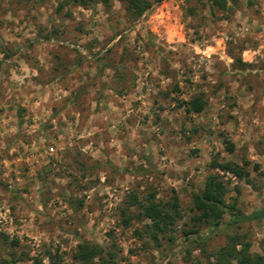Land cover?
<instances>
[{
  "label": "rangeland",
  "instance_id": "obj_1",
  "mask_svg": "<svg viewBox=\"0 0 264 264\" xmlns=\"http://www.w3.org/2000/svg\"><path fill=\"white\" fill-rule=\"evenodd\" d=\"M225 1L0 0V259L81 264L86 241V264H205L229 237L264 258V218L191 219L213 159L247 172L222 176L227 205L264 207V0ZM150 194L176 199L166 231Z\"/></svg>",
  "mask_w": 264,
  "mask_h": 264
},
{
  "label": "trees",
  "instance_id": "obj_2",
  "mask_svg": "<svg viewBox=\"0 0 264 264\" xmlns=\"http://www.w3.org/2000/svg\"><path fill=\"white\" fill-rule=\"evenodd\" d=\"M70 1L76 5L88 6L92 3L101 2L107 4L108 0H65ZM124 3L126 10L133 16H138L142 11L148 7V0H120ZM212 6L223 9L225 7V0H208ZM177 104L182 106L185 111L197 113L204 107V101L198 95H193L186 100H178ZM227 150L232 149L229 141L225 140ZM212 169L216 171L206 175L202 189L199 192L191 195L192 208L196 210V214L191 217L192 220L198 223H206L211 226H217L224 214L227 215L226 223L228 225H235L242 222H249L264 218V207L252 210L247 214L241 213L235 209L234 205H227L224 202L225 185L222 181L224 174H230L237 178L246 176L247 172L238 164L230 161H217L210 162ZM221 172V174H219ZM150 194L149 197L143 202H137L140 208V215L143 218L151 221L152 226L158 232H163L169 229L175 217H178V209L176 199L173 198L171 202L155 201ZM135 202V198H133ZM127 223V219L124 220ZM189 233H197V229L183 231L184 235ZM14 240L13 242H16ZM239 245V248L236 246ZM104 252L103 247L95 243H88L86 241L77 243L75 249L71 254L74 261L86 264L92 258L100 256ZM109 258L111 257L108 253ZM46 257L50 264H60V259L55 250H47ZM0 264H15L13 259H0ZM31 264H40V260L33 257ZM205 264H264V258L259 254H250L248 252L247 244L242 243L240 240H234L229 237V241L224 246L220 247L215 254H213L212 261Z\"/></svg>",
  "mask_w": 264,
  "mask_h": 264
}]
</instances>
